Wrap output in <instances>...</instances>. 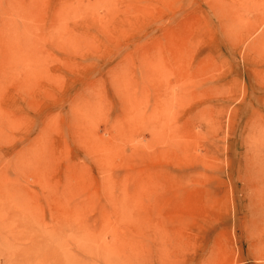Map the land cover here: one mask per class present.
<instances>
[{"label": "rangeland", "instance_id": "rangeland-1", "mask_svg": "<svg viewBox=\"0 0 264 264\" xmlns=\"http://www.w3.org/2000/svg\"><path fill=\"white\" fill-rule=\"evenodd\" d=\"M0 264H264V0H0Z\"/></svg>", "mask_w": 264, "mask_h": 264}]
</instances>
